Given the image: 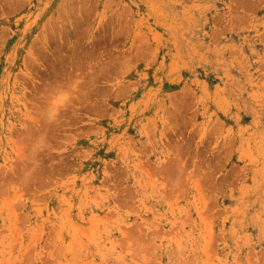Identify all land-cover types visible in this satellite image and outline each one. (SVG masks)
<instances>
[{
	"label": "rangeland",
	"instance_id": "obj_1",
	"mask_svg": "<svg viewBox=\"0 0 264 264\" xmlns=\"http://www.w3.org/2000/svg\"><path fill=\"white\" fill-rule=\"evenodd\" d=\"M0 264H264V0H0Z\"/></svg>",
	"mask_w": 264,
	"mask_h": 264
}]
</instances>
